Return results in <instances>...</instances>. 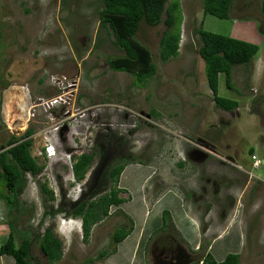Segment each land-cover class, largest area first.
I'll list each match as a JSON object with an SVG mask.
<instances>
[{
    "label": "rangeland",
    "instance_id": "1",
    "mask_svg": "<svg viewBox=\"0 0 264 264\" xmlns=\"http://www.w3.org/2000/svg\"><path fill=\"white\" fill-rule=\"evenodd\" d=\"M178 1L179 55L162 62L163 22L141 24L135 40L150 51L157 71L137 85L108 67L122 53L99 31L102 0H0V146L30 128L31 155L45 166L37 177L24 175L16 208L0 201V238L9 223L36 235L50 226L63 246L55 264H201L206 252L216 261L237 253L241 264H264L262 0H235L226 20L204 16L202 0ZM198 28L258 46L248 67L233 68V90L219 76L218 95L236 101L235 111L215 107L197 52ZM91 152L92 167L78 184L71 157ZM116 164H126L118 186L127 200L110 208L84 243L70 205L107 191L106 174ZM42 184L53 201L42 194ZM173 194L176 219H192L199 234L183 239L173 222V229L151 232L139 248L137 236L144 228L149 234L147 216ZM117 209L136 232L133 227L112 255L97 258L111 252V236L124 223ZM30 253L45 264L38 244Z\"/></svg>",
    "mask_w": 264,
    "mask_h": 264
},
{
    "label": "trees",
    "instance_id": "2",
    "mask_svg": "<svg viewBox=\"0 0 264 264\" xmlns=\"http://www.w3.org/2000/svg\"><path fill=\"white\" fill-rule=\"evenodd\" d=\"M234 1L202 0L203 15L226 20L229 18ZM102 4L103 8L99 11V31L106 32L107 37L112 38L111 43L114 47L122 53L108 60L110 70L131 75L137 85L145 84L156 74L157 68L152 61L150 51L135 40L141 24L156 27L163 22L165 29L159 39V58L162 62H167L179 55L182 18L178 0H102ZM260 12L264 18V0L261 1ZM194 35L198 41L197 52L204 64V76L215 107L226 112L235 111L238 108L236 101L218 95L219 76L223 75L225 87L233 90L231 84L233 68L248 67L258 52V46L214 34L202 28L196 29ZM1 38L0 33V55L4 47ZM32 133V129L28 128L19 137L10 136L4 146H0V181L4 189L3 193H0V201H3L9 210L17 207V196L24 175L37 177L45 167L43 164H38L31 155ZM94 159V152L71 157L72 176L76 183L81 184L86 179ZM125 167L126 164H116L107 172L105 178L109 185L107 191H102L95 198H81L71 203L72 209L69 216L81 221L84 243L88 241L92 227L108 217L110 208H119L126 202L127 199L120 196L125 191L118 186ZM40 189L49 200H54L52 191L48 190L45 184L40 185ZM116 214L124 219V223L117 227L111 236L113 245L111 252H100L97 258L112 255L116 246L133 230L134 226L130 217L118 209ZM160 220L158 233H165L174 228L169 211L164 210ZM153 236L149 237L148 241ZM33 243L38 244L39 251L45 258V264H55L61 259L62 242L54 235L52 227L45 228L42 235H36L30 230L21 232L11 223L8 224L5 242L0 245V257H11L14 264H41L30 253ZM199 249L200 247L198 251ZM199 263L241 264L237 253H227L221 261H216L208 252L203 254Z\"/></svg>",
    "mask_w": 264,
    "mask_h": 264
},
{
    "label": "crops",
    "instance_id": "3",
    "mask_svg": "<svg viewBox=\"0 0 264 264\" xmlns=\"http://www.w3.org/2000/svg\"><path fill=\"white\" fill-rule=\"evenodd\" d=\"M166 194H162L160 197H158L157 199H155L153 202H154V208H156L157 204L159 202H162L164 201V196ZM177 197L175 194H173L172 198L167 201L166 199V202L164 203V205L162 206L163 208H160V209H156L154 212L151 211V213L147 216V221H149L150 217V225H148V227L150 228L149 231H148V236H145V228L144 230L142 231V234L141 235V239L140 238V235L137 236V242L136 244H138L139 248L141 246L144 247V242L145 240H147V238L149 237L150 233L155 231V230H158L160 225H161V213L164 209V207H167L168 211L171 213V216H172V220L173 222L175 223V228L178 230V232H180V234H182L183 236V239H185L184 237H189L191 236L193 233L198 235L199 234V230L198 228L196 229V226L194 224V221H192V219H189L187 216V218L184 216V215H179L181 216L180 219H176V214H178V212H176V209L178 208L177 206V201H176V198ZM166 198V197H165ZM160 207V206H159ZM183 217V218H182ZM136 232V227H134V230ZM132 231V233H133ZM135 234V233H134ZM131 237V236H130ZM146 237V239H145ZM6 239V238H5ZM145 239V240H144ZM139 240V241H138ZM5 241L4 238H0V245ZM195 250V249H194ZM11 257H8V256H2L0 257V264H14V261L13 259H10Z\"/></svg>",
    "mask_w": 264,
    "mask_h": 264
},
{
    "label": "built area",
    "instance_id": "4",
    "mask_svg": "<svg viewBox=\"0 0 264 264\" xmlns=\"http://www.w3.org/2000/svg\"><path fill=\"white\" fill-rule=\"evenodd\" d=\"M48 104H50V103L44 104V106H48ZM253 159H255V158L253 157ZM257 164H258V161L255 162V165L254 166H257Z\"/></svg>",
    "mask_w": 264,
    "mask_h": 264
},
{
    "label": "clouds",
    "instance_id": "5",
    "mask_svg": "<svg viewBox=\"0 0 264 264\" xmlns=\"http://www.w3.org/2000/svg\"><path fill=\"white\" fill-rule=\"evenodd\" d=\"M73 219H75V218H73ZM76 220V219H75ZM77 220H79V219H77ZM81 222V221H80Z\"/></svg>",
    "mask_w": 264,
    "mask_h": 264
}]
</instances>
